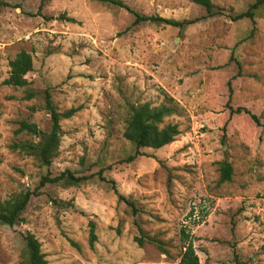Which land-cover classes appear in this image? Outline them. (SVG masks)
Here are the masks:
<instances>
[{
  "label": "rangeland",
  "instance_id": "1",
  "mask_svg": "<svg viewBox=\"0 0 264 264\" xmlns=\"http://www.w3.org/2000/svg\"><path fill=\"white\" fill-rule=\"evenodd\" d=\"M122 1L139 14L199 21L183 29L135 24L133 13L97 0H0V203L34 190L46 174H94L80 186H45L21 223L0 224V264H24L27 233L49 264H179L182 230L203 264H264V6L253 23L232 17L257 0H212L222 9L215 16L192 0ZM23 49L34 56L32 100L3 84ZM46 90L59 111L79 109L60 123L50 168L13 148L38 141L16 134L20 121L50 130ZM166 95L178 114L165 123L181 134L125 162L135 152L123 137L129 105L159 106ZM228 103L260 124L231 115ZM226 157L234 175L221 184L218 162ZM101 170L136 202V217L98 177ZM141 231L168 252L140 246Z\"/></svg>",
  "mask_w": 264,
  "mask_h": 264
},
{
  "label": "trees",
  "instance_id": "2",
  "mask_svg": "<svg viewBox=\"0 0 264 264\" xmlns=\"http://www.w3.org/2000/svg\"><path fill=\"white\" fill-rule=\"evenodd\" d=\"M102 3L114 5L116 7L124 8L135 16V24L151 22L155 24H163L165 26H172L175 28L183 29L196 24L199 19L194 20H175L167 19L161 16H152L139 14L133 11L122 0H97ZM194 3L204 7L208 12V16H215L222 14V9L213 3L212 0H192ZM264 6V0H257L250 8L242 13H239L232 17L234 21L250 19L255 23L256 11ZM73 20V19H69ZM9 77L4 80L3 84L11 86L13 88L25 89V98L32 100L36 94L31 87V81L27 75L34 71V56L32 52L25 49L21 50L14 59L9 61ZM241 75L239 69L236 76ZM167 102L159 106H153L149 102L140 104H130L129 113L125 121V129L123 137L130 142L134 148V154L128 156L125 160L127 163L135 161L138 157L143 156L142 150L146 148L161 149L172 144L176 138L181 134V130L178 124L165 123V120L173 115L178 114V109L174 104V100L166 95ZM45 110L51 118V128L48 132L42 131L39 126L29 120H23L19 122V128L16 130V134L27 133L38 139L37 142L20 141L13 145L15 150H20L28 156L34 157L42 167L50 168L53 165L54 159L59 155V148L61 143L62 119H70L77 112L78 108H71L63 112L59 111L53 103L51 93L45 91ZM231 115L246 113L251 118L260 124L259 117L251 113L248 109L238 107L234 109L229 105ZM221 184L231 182L233 180L234 169L232 163L226 157L222 161L218 162ZM103 171L98 173V177L111 185L112 190L118 196L120 202H124L130 210V213L136 217L140 212V209L136 205V202L130 198L122 195L116 186L114 180H108L103 176ZM91 175H77V173L66 170L59 175L53 176L51 174L44 175L39 183V186L34 190L24 189L18 193L13 194L8 200L0 203V224L7 226H14L23 221V214L27 209L30 201L33 197L41 195V189L47 185L63 184L65 186H80L89 179L93 178ZM52 201L55 205L61 206L62 202L53 198ZM82 214H85L83 211ZM90 228L89 244L91 247L95 246L98 240L97 225L94 221L90 220L88 224ZM142 237L137 238L140 246H143L146 242L153 244L164 253H167V249L164 244L157 238L144 235L141 231ZM182 233L183 251L179 264H203L196 252V249L189 240V235ZM26 244V251L23 254L24 264H49L46 255L42 252L41 243L31 233H27L24 236ZM74 244V243H73Z\"/></svg>",
  "mask_w": 264,
  "mask_h": 264
}]
</instances>
